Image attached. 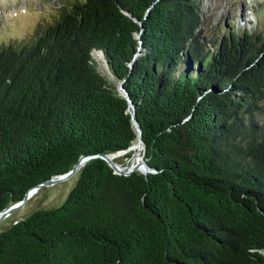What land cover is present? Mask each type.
<instances>
[{"label":"trees","instance_id":"trees-1","mask_svg":"<svg viewBox=\"0 0 264 264\" xmlns=\"http://www.w3.org/2000/svg\"><path fill=\"white\" fill-rule=\"evenodd\" d=\"M67 4L0 46V212L137 142L118 85L156 171L90 158L59 206L0 223V264H264V21L210 39L197 0Z\"/></svg>","mask_w":264,"mask_h":264},{"label":"rangeland","instance_id":"rangeland-1","mask_svg":"<svg viewBox=\"0 0 264 264\" xmlns=\"http://www.w3.org/2000/svg\"><path fill=\"white\" fill-rule=\"evenodd\" d=\"M73 0H0V46L30 43L39 32L55 23L62 14L61 9ZM202 15L204 34L213 39L220 37L224 26H242L251 31L264 21V0H197ZM233 18V20H232ZM97 68L109 82L115 83L100 54H94ZM120 89V86L118 85ZM130 159L121 156L114 160L127 165ZM141 155V154H140ZM77 175L51 186H44L33 193L26 203L2 221L1 228L14 220L22 219L38 209L59 206L74 186Z\"/></svg>","mask_w":264,"mask_h":264},{"label":"water","instance_id":"water-1","mask_svg":"<svg viewBox=\"0 0 264 264\" xmlns=\"http://www.w3.org/2000/svg\"><path fill=\"white\" fill-rule=\"evenodd\" d=\"M139 36V35H138ZM120 93L128 100L129 102V113L131 115V120H132V124L135 127L136 131H137V145L140 147L141 149V156H140V160L141 162L138 163L136 162L135 164H133V159L130 161L129 164L127 165H121L119 163H117L116 161H113L110 159V155L112 154H98V155H90V156H82L79 158V160L75 163V165L73 166V168L68 171L65 174L62 175H58L55 176L35 187H32L24 196L23 200H21L18 203H15L7 208H5L4 210H2L0 212V223L8 216H10L12 213H14L15 211H17L18 209H20L25 203L26 201L30 198V196L35 193L37 190H39L40 188L44 187V186H51L54 185L58 182L64 181L69 179L70 177L74 176L78 170L84 165V163L86 161H88L90 158L93 157H100L101 159H103L114 171L115 174L118 175H123V176H128L130 174H132L133 172H141L143 174H147V173H152L155 172V169L150 168L147 164L146 161L143 158L144 155V144L142 141V133H141V129L140 126L137 122V120L135 119V108L134 105L129 101L127 94L125 93V90L123 89L122 85H120ZM132 146H130L127 150L124 151H119L117 152L118 154L120 153H125L128 152L131 149ZM114 153V154H117Z\"/></svg>","mask_w":264,"mask_h":264},{"label":"bare ground","instance_id":"bare-ground-1","mask_svg":"<svg viewBox=\"0 0 264 264\" xmlns=\"http://www.w3.org/2000/svg\"><path fill=\"white\" fill-rule=\"evenodd\" d=\"M129 152H133V164H135L136 162H138V163H140L141 162V160H140V154H141V149H140V147L137 145V142L136 143H134L133 145H132V147H131V149L129 150ZM127 152H125V153H120V154H112V155H110V159L111 160H113V161H115L117 158H119V157H121V156H123L124 154H126ZM113 157H115V160H114V158Z\"/></svg>","mask_w":264,"mask_h":264}]
</instances>
